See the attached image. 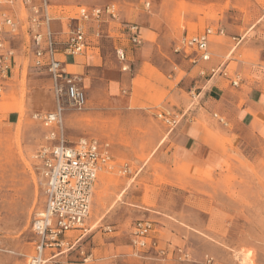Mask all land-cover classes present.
Listing matches in <instances>:
<instances>
[{"label":"rangeland","instance_id":"374dc122","mask_svg":"<svg viewBox=\"0 0 264 264\" xmlns=\"http://www.w3.org/2000/svg\"><path fill=\"white\" fill-rule=\"evenodd\" d=\"M82 3L117 4L121 20L143 28L152 45L132 44L121 24L120 31L107 38L110 22L103 26L104 36L96 38L95 25L86 23L89 43L107 48L106 67L96 74L97 82L85 85L86 108H67L66 136L71 142L98 140L116 165H128L130 172L99 174L88 231L67 233L71 243L83 238L48 264H203L207 257L211 264H264V138L238 137L234 124L223 125L221 117L201 111L209 147L204 160L195 165L184 162L178 152L171 154L177 149L174 136L180 124L198 106L192 99L199 93L196 81L208 78L207 70L215 61H225L222 48L230 60L264 63V0ZM62 10L65 17H77L79 11L76 6L55 11ZM115 25L119 22L111 23L112 28ZM208 27L225 30V36L212 40L210 62L193 64L174 52L186 33H201ZM113 39L125 50L127 72L121 71ZM11 46L16 48L15 66L0 99V264H28L38 240L33 218L44 206L34 156L46 134L32 116L54 110L55 100L49 75L34 66L28 36L20 32ZM151 59L164 73L151 67ZM202 66L205 74L200 75ZM143 74L158 75L157 84L162 81L168 87L169 97L148 91L153 79H139ZM161 113L180 120L172 132L158 117ZM140 220L153 223L165 255L134 249L133 227ZM51 252H45L47 258Z\"/></svg>","mask_w":264,"mask_h":264},{"label":"built area","instance_id":"2783aa9c","mask_svg":"<svg viewBox=\"0 0 264 264\" xmlns=\"http://www.w3.org/2000/svg\"><path fill=\"white\" fill-rule=\"evenodd\" d=\"M19 1L27 13L25 25H21L9 12L14 10L17 0H0V7L10 8L0 11V99L8 85L15 58V50L8 44L6 38L20 35L26 26L34 54V66L49 75L55 100L54 110L35 113L32 116L46 129V134L34 156L41 180L44 206L33 218L32 230L38 240L35 255L29 258L28 264H48L65 250L73 249L83 238L79 237L75 243H71L66 240L67 233L88 231L85 226L91 214L99 174L104 170H118L124 175L130 172L128 165L117 166L109 150L98 140L94 138H82L75 142L68 140L65 131V112L68 107L79 111L86 108L88 97L81 79L67 71L65 62L59 59V54L74 57L86 52L89 47L86 23L95 25L96 38L104 36L103 26L109 22H119L124 26L123 35H126L135 46L142 45L143 38L138 24L121 20L117 4L81 5L75 18L77 24L72 26L65 46L61 47L56 42L52 29L53 0ZM213 36H225V30L220 27L216 29L208 27L201 33H186L178 41L174 52L190 58L193 64L209 62ZM116 55L122 71L127 72L129 66L125 50L118 48ZM219 73L222 74L219 69L211 71L212 76ZM238 84L239 78H236L233 86ZM158 117L168 127L169 132L180 123L177 117L169 114L161 113ZM215 117L218 118L217 115ZM219 122L225 124L222 118H219ZM154 234L152 222L147 220L136 222L133 227L132 246L138 252L154 250L165 255V250L160 248V242ZM47 250L53 253L50 258L45 255ZM89 259L90 257L85 258L84 263ZM211 263L212 259L207 257L203 264Z\"/></svg>","mask_w":264,"mask_h":264},{"label":"crops","instance_id":"0c3cea01","mask_svg":"<svg viewBox=\"0 0 264 264\" xmlns=\"http://www.w3.org/2000/svg\"><path fill=\"white\" fill-rule=\"evenodd\" d=\"M86 1L87 0H66L63 2L62 0H53L51 7L53 19L52 29L55 34L56 42L61 47L65 46L70 36L72 26L77 24V22L75 21L76 17L62 16L61 14H65L63 10L61 13H57L55 10H58L59 8H72L75 6L78 8L79 6L84 5L82 2ZM0 8H4L0 11L10 9L9 7ZM9 12L17 18L21 25H25L27 13L26 10L20 6L19 0L16 2L15 9ZM122 21L126 22V20ZM111 23L112 22L106 26L108 33L105 35L108 36L107 38H111V32L115 33L120 31V24L118 26L115 25L112 28ZM145 30L150 31V27H146ZM21 32L23 35L26 34L28 36L26 26ZM87 32L89 31L87 30ZM141 36L145 46L152 45L150 42H147L149 40H147L148 37L146 34L143 33V28L141 29ZM215 37L221 36H213L211 38L210 51L211 46H214V41L212 40ZM6 39L8 44L11 45L16 40V37H7ZM29 41L30 40L28 37V45L31 49ZM110 42L112 49L115 50H117L118 46L121 45L120 42L119 44L114 39L110 40ZM219 47L221 48V46ZM106 50L107 48L105 45L89 43V47L84 54L74 57H66L59 54V59L65 62V67L69 73L81 79L82 85L86 89L85 85L87 82H97L95 80L97 73L105 72L102 68L106 67L104 62V59L106 58ZM221 51L223 52V56L221 57L222 59H225V61H215V64L207 70L210 71L209 73L207 72L208 78L201 77L196 81V88L199 89V93L197 94L198 96L194 95L192 99L198 102V106L195 108V113H192L188 118L182 121L175 134L176 136H174L175 141L178 142V144L175 143L177 149L171 150V154L178 152V154L183 158L182 160L184 162H192L195 165L201 164L207 152L209 151V147L205 143L206 134L204 132V129L207 126V121L201 117V111H204V113L209 116H212L213 114L214 118H216L215 115H217L218 117H221L224 122L226 121L225 119H227V122H225L223 125L229 126V124H234L236 127L234 135L238 137L250 136L264 138V63L256 64L247 61L241 62L237 60H230L228 59L229 56L225 57L226 53L224 52L225 50H223V48ZM149 62L152 68L164 73L163 70H159L157 64H155L152 59L149 60ZM14 66L15 58L13 67ZM13 67L11 70V75L13 73ZM213 69H219L222 74L219 73L215 76H212L211 74L210 77V73ZM203 70L205 71V68L202 66V72L200 75L203 73L205 74ZM154 75L155 74H153L154 78H150V76L147 77L143 74L142 78H138L144 81H147V78L153 79L149 82L150 86L147 90L150 92H152V90H156V92L153 93L156 97L162 99L168 98L170 94L168 87L162 81L160 84H157L159 81L157 79L159 78L157 77L158 75ZM236 78H239V84L238 86H233V81H235ZM110 82L114 81L110 80ZM116 89L117 88L114 85V90ZM172 140H174V138ZM97 184L98 181L96 186ZM65 237L66 240H70L69 236L66 235ZM59 255L57 257H59ZM57 257L55 259H57Z\"/></svg>","mask_w":264,"mask_h":264}]
</instances>
